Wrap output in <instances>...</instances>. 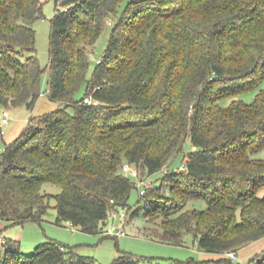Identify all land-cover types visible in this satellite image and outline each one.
<instances>
[{
    "label": "trees",
    "instance_id": "trees-1",
    "mask_svg": "<svg viewBox=\"0 0 264 264\" xmlns=\"http://www.w3.org/2000/svg\"><path fill=\"white\" fill-rule=\"evenodd\" d=\"M54 1L48 95L59 106L0 153L7 227L42 222L51 196L42 184L53 181L62 187L57 222L103 232L110 208L129 206L136 186L124 164L155 173L189 139L184 166L140 194L135 211L162 218L161 239L183 244L193 232L207 252L263 238L264 157L255 154L264 147V0ZM43 16L41 0H0V107H33L41 94L34 22ZM109 17L108 45L87 78V45ZM190 198L207 208L184 209ZM17 243L8 240L2 264H99L54 239L31 255ZM253 261L264 264V254ZM111 264L152 262L121 254Z\"/></svg>",
    "mask_w": 264,
    "mask_h": 264
},
{
    "label": "rangeland",
    "instance_id": "rangeland-1",
    "mask_svg": "<svg viewBox=\"0 0 264 264\" xmlns=\"http://www.w3.org/2000/svg\"><path fill=\"white\" fill-rule=\"evenodd\" d=\"M43 5L44 16L38 18L34 22L36 31V47L37 54L43 69L41 94L38 96L33 107L26 104L6 107L12 114V118L4 127L5 134L0 137V153L3 151L6 142H10L18 137L24 130L31 118H39L46 113L52 112L59 106V102L49 97V81H50V36L52 30V17L55 14L56 4L54 0H41ZM128 0H125L122 8ZM121 14V13H120ZM117 17L107 18V23L98 37L93 43L87 45L89 53L90 66L87 72V78H91L97 62L103 57L105 49L108 45L112 26L115 25ZM86 43H83V46ZM85 94V85L76 93L77 98H81ZM247 101H252L254 92H248L243 95ZM227 101V100H226ZM4 106H1L3 108ZM192 148V143L188 139L183 147L178 150L167 161L166 166L161 170L144 174L147 182L152 185H159L166 171H174L181 169L184 164L185 154ZM256 157H264V147L256 154ZM135 187L131 192L127 207H118L119 211H126L127 231L128 234L121 236L108 235L102 231L89 233L82 231L79 227L73 228L65 222L59 223L58 210L56 208L57 196L61 192L62 187L53 181H45L42 184V191L49 193V207L44 214L42 222L29 220L21 224H13L7 228L9 239H17L18 248L27 255L35 252L38 243L54 239L65 245L67 249L82 255L93 256L99 264H111L115 258L121 254H132L139 259H147L152 264H254L253 258L264 254V237L250 242L237 251V258L232 260L228 255H222L215 252H207L202 250L197 242L193 232H186L183 238V244L172 243L163 240L158 235L162 230L160 226L161 217L151 221L147 218L145 208L135 211L138 204L143 205L144 201L140 200L141 189L138 179L134 178ZM166 190L169 191L168 186ZM264 192L261 190L260 194ZM208 206L207 200L204 198H190L187 200L184 209L204 210ZM2 220V219H0ZM118 221V218H117ZM104 223L103 229L106 225ZM0 245V264L6 258L8 240Z\"/></svg>",
    "mask_w": 264,
    "mask_h": 264
},
{
    "label": "built area",
    "instance_id": "built-area-1",
    "mask_svg": "<svg viewBox=\"0 0 264 264\" xmlns=\"http://www.w3.org/2000/svg\"><path fill=\"white\" fill-rule=\"evenodd\" d=\"M84 100L85 102H93V99L91 96H86ZM11 118H12V114L9 112V110L6 107H3L0 109V137L4 135L5 133L4 127L6 126V124L10 122ZM123 170L127 172L128 174H130L132 177L138 179L140 187L145 185V188L142 187L143 189H141V194H144L146 190L152 185L151 183L147 182V177L146 176L144 177V175L141 174L140 169L134 164L125 163L123 166ZM117 218H118V221H117ZM127 218H128V213L126 211L124 210L119 211L118 207L110 208L105 224L110 223L111 220H112V223L106 225L105 228L103 229V232L108 235H113L116 237L128 234L127 227H126ZM66 223L68 225H71L73 228L77 227L70 220H67ZM3 242H5V237L3 235H0V245ZM228 255L232 258V260H235L237 258L236 251H230Z\"/></svg>",
    "mask_w": 264,
    "mask_h": 264
},
{
    "label": "crops",
    "instance_id": "crops-1",
    "mask_svg": "<svg viewBox=\"0 0 264 264\" xmlns=\"http://www.w3.org/2000/svg\"><path fill=\"white\" fill-rule=\"evenodd\" d=\"M5 134V133H4ZM2 138H3V136H2ZM12 141V140H11ZM10 141V142H11ZM7 143H9V142H6L5 143V145L7 144ZM7 223L5 222V221H3V220H0V235H3L6 239L9 237V235L7 234ZM15 239V238H14ZM17 240V239H16ZM223 256L225 255V254H222Z\"/></svg>",
    "mask_w": 264,
    "mask_h": 264
}]
</instances>
